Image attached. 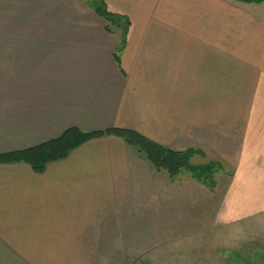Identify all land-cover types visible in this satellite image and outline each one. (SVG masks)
Instances as JSON below:
<instances>
[{"label":"crops","instance_id":"0c3cea01","mask_svg":"<svg viewBox=\"0 0 264 264\" xmlns=\"http://www.w3.org/2000/svg\"><path fill=\"white\" fill-rule=\"evenodd\" d=\"M97 1L0 0V155L70 128L130 130L207 148L232 167L226 216L264 213V2L101 0L130 21L119 67ZM138 157L105 135L42 173L1 164L0 264L134 258L154 227L137 197L151 188L132 180Z\"/></svg>","mask_w":264,"mask_h":264},{"label":"rangeland","instance_id":"374dc122","mask_svg":"<svg viewBox=\"0 0 264 264\" xmlns=\"http://www.w3.org/2000/svg\"><path fill=\"white\" fill-rule=\"evenodd\" d=\"M202 149L205 156H194L191 165L214 160ZM138 158L132 180L137 187L151 188L150 194L137 197L152 205V241L138 244L134 258L108 264H264V213L234 219L221 206L230 164L213 163L211 181L199 180L189 170L169 179Z\"/></svg>","mask_w":264,"mask_h":264},{"label":"trees","instance_id":"16d2710c","mask_svg":"<svg viewBox=\"0 0 264 264\" xmlns=\"http://www.w3.org/2000/svg\"><path fill=\"white\" fill-rule=\"evenodd\" d=\"M234 1L245 4H259L264 2V0ZM93 11L104 20L106 33L115 35L119 39V44L114 52L113 58L120 67L119 55L130 28V21L125 16L111 11L101 0L96 2ZM105 135H113L123 139L137 151L139 157L144 159L154 170L166 173L169 179L175 178L181 171L189 170L192 171L199 180H212L215 164L208 162V164L205 165H191V160L194 156H204L200 150L187 149L184 151H174L170 148L158 145L134 131L124 129L84 132L77 128H70L58 137L38 146L20 152L0 155V165L24 163L29 165L34 172L42 173L48 164L65 159L80 145Z\"/></svg>","mask_w":264,"mask_h":264}]
</instances>
